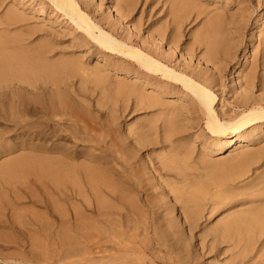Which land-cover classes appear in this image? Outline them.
Listing matches in <instances>:
<instances>
[{
    "label": "bare ground",
    "instance_id": "1",
    "mask_svg": "<svg viewBox=\"0 0 264 264\" xmlns=\"http://www.w3.org/2000/svg\"><path fill=\"white\" fill-rule=\"evenodd\" d=\"M38 1H39L38 2L39 5L42 8L40 10L42 14H44V10H45L44 8L49 6L52 9L51 12L59 14L58 16H62L66 21L69 22L70 28H68V29L74 35L73 39L75 40V42L78 45H80L77 48H79V49L83 48L82 50H84V51H82L83 52L82 56L76 55L75 60H73V61H72V57H70L71 59H69V61H68L67 58H69V56L67 58H64V60H61L60 58L56 57V56H59L58 55L59 53L58 54L55 53L56 47L59 46V44H60V42L57 39L58 38L57 34L52 32V30L47 31V29H44L45 27L39 28V25H37L38 27L30 26L28 24V22H30L32 20V17L25 14L23 12L24 10L23 11L19 10V6L21 3L14 4V2H13V4L9 5L6 9L1 11V13H0V110H5L6 107L10 108V110H15V109L19 108L20 106L22 108L24 106V108H26L25 111L27 113L26 116H28V118H27L28 120L32 121L33 116L40 114V116L43 118L41 120H44L49 125V127L52 126V128H48V129H51V132H49V134L45 130H43L45 127L43 129H41L40 126H39L40 130L34 132L35 123L27 121V119H26V121L28 122V127L26 129L27 130L26 131L27 141H26L25 148L23 150V151H25V153H22L23 158H24V163H25V164H23V165H25L24 171L26 172V174H25L26 179L25 180L27 181V183L25 182V184L28 185L29 187L33 186L30 188L31 189L35 188L40 193H42V196L44 198V202H43L44 204L57 205V207L63 206V205L74 206L75 204L73 205V199H74L75 195L80 196L81 191H84V189H86V188H88V190H89V188L91 190H93L94 187L96 186V183H97V180H96L97 178H95L96 174H93L94 173L92 171L93 169L88 165L87 160L93 161V160H91L92 158L96 159L98 156L96 157L94 155L97 154L96 151H98V150L96 148V151H94L95 154L93 155V152H91L89 150V148H86L84 146L85 145L89 146L90 145L89 142L99 141V139L97 138V140L96 139L93 140V138L95 137L94 136L95 134L93 135L92 132H91L92 135H91V133H90V135L92 137L94 136L93 138L89 134L85 133L87 126L84 127L85 125H83L81 123V125L85 128L84 133L86 134V135L83 134L85 136L81 137V141H86L87 143H89V145L87 143L86 144L84 143L85 144V145H83L84 150L80 149L81 151L80 150L78 151L75 148L78 146V144H77V146L74 147V145H72V146L65 145L66 142H64L65 144H62V143L60 144V143H57L60 141H56V140H54V141H56V143L53 142V140H52V143L47 141L48 139H51L52 137H54V139L56 138V139H60L62 141L63 140L68 141L67 138H70V140H71L73 137L74 141L73 140H71V141L74 142L76 145V143H79V142H76L75 140L78 141L80 139L78 134H76L74 131H71L69 129H65L66 128L65 125L68 123V125H66V126H69V122H71L70 124H72V125H73V123H74V125H76L78 121L83 122L82 121L83 119L81 120L80 116H77L76 112H75V110L78 109V107H77V109H75V107L78 106L77 103L79 101L77 99H74L75 97H73L71 92L69 94L65 95L66 89L61 90V87H60L61 84L59 86L57 84H55V86H53V84H52V87L49 88V86H48L49 82L47 83V80H46L47 84L45 83L44 80H43L44 82L42 84H39V83H41L40 78H42V75L43 76H44V74L48 75L49 72L48 73H45V72L47 70H49L51 67L53 68L54 67L53 65L58 63V62L60 65L62 63H69L71 61H72L71 63H75V62L79 63V61L82 60V58H85V57H88L89 55L95 54L98 57V59L99 58H102L105 60L109 59L115 63L120 64L119 66H122L121 69L123 68V66L126 67L127 68L126 70H128V71H126V70L123 71L126 74H130L133 71L132 74L134 76V80L132 81V79H131V81H126L128 79H124L125 78L124 76L120 77V79L122 81L120 83L118 82V85L119 84L120 85L119 86L117 85L118 89L115 88V90H119L117 92L122 93L124 96H127V95L132 96L134 98V100H133L134 101L133 104L135 107L134 109H136L138 111L139 110L140 111L150 110V113H155L154 115H156V118H157V119L154 118V120H157L155 122L160 121V122H158V123H160V125H159V126H161L160 128L162 130H165V134H163L164 132L162 133V131H161V133L163 135H167L168 132H172L175 129L181 130L184 128H198V130H199L201 127V121L205 120V127H204L205 132L204 131L202 132L199 130L200 131L199 135L201 137H198V138H202V136L206 137V135H207L206 139L210 142V143H208V145H209V148H211V153H210V151H208V152L212 155H215V156L219 155L222 153L224 148L232 147L236 143H242L243 144L245 142L247 144L248 143L253 144L254 142H259L260 140H261L260 143L261 142L264 143V138H263V136H264V131H263V129H264V98L262 95V94H264V48L262 47L263 49L259 52V54H255L253 61L249 64L248 67H246V69H244L243 65L240 66L241 69H239V71L237 72V75H236L237 76V78H236L237 82L235 83V86L233 85L232 89L230 87L231 90H229L230 94L228 93V96H230L232 94L234 102H233V104H231V105L229 104V105L232 107V110L238 109L237 112H235L236 111L235 110V111H233L232 115H231V113L229 115L228 114L229 112H226V110H224V108L219 109L217 107V105H218V103H220V99L223 97V95L221 94L222 96L220 98L219 97L220 95L218 96L215 92L216 91L215 89L217 87H221V83H222L221 79L223 77L224 71L226 70L225 67H227L229 64H231V62L234 60V58L236 56V52H237L236 50H238V48H240L242 45L243 34H244L245 29H246L248 16L250 17V10L254 7V3L256 4L254 9H258L260 6V0H38ZM7 4H9V3H7ZM2 5H3V3L0 1V8L2 7ZM102 7H105V8L102 9ZM40 11H39V13H40ZM105 12H106V14H105ZM98 14H100V16L102 18L98 19L97 18ZM191 26H194V27L198 26L197 29L195 28L196 31L195 30L193 31V33H195V34H194V36H192V37H194V39H192L191 43L195 44V47L197 46L199 49L201 48V50L199 52H198V50H197V52H195L194 49L191 50L192 48H188L189 45H185L184 47H182L183 44L182 43L180 44V41L184 35L183 33H185V30ZM263 26H264V21L261 23L259 29L262 30ZM256 28H258V27H256ZM255 30H258V29H255ZM13 31H15V32H13ZM261 32H263V33H259V35L262 36V34H264V29ZM39 33H43V34H41V36L43 38H46V40H45L46 43L44 41H42L45 44L40 43L41 41H35V42L33 41V43H29L27 41V40H29L30 37L33 38L34 35L36 36V34H39ZM253 33L254 32H252L251 36H253ZM41 36H40V38H41ZM38 38H39V36H38ZM38 38H36V39H38ZM257 38H259V37L257 36ZM257 38H256V40H257ZM31 39H30V41H31ZM60 40H61V38H60ZM248 41H249V38H248ZM261 44L264 45V36H262V39L259 41L258 46H261ZM70 45L72 46L73 44H70ZM70 45H68V47ZM258 46H255V47H258ZM73 47L76 48V46H73ZM163 47H167V49H166L167 51H164L165 48L163 50ZM59 48L63 49V47H59ZM59 48H58V50H59ZM64 50H65V48H64ZM255 51H256V49H255ZM176 52H178V56L181 58H183L185 55L190 56L191 59L193 57L194 60L197 61V65L196 66L193 65L194 67H192V66L189 67L188 64H182V65L180 63L176 64L174 62L175 60L172 61V57L175 55ZM192 52L195 53V55H193ZM60 55H62V54H60ZM69 55H73V54H69ZM242 55H243L242 56L243 59L245 57H247V56H245V54H242ZM252 56H254V55H252ZM173 59H175V58H173ZM249 59H246V60H249ZM109 60H106V61L110 62ZM178 60H181V59L179 58ZM71 63H69V67L72 66L71 67L72 69L76 65H78L77 68L81 66V63H79L80 65L75 63V64H73L74 66L71 65ZM110 63H108V65H111ZM199 63L205 65L204 69H201V70L197 69L199 67L198 66ZM91 64H93V63H91ZM113 65L116 67V65L114 63H113ZM63 67L65 68V70H62V71L66 72L67 71L66 66L63 65L62 68ZM107 67H109V66H107ZM59 68H61V67L59 66ZM98 68H100V67H98ZM56 69H58V67ZM80 69H82V68L80 67ZM80 69L78 68L77 70L79 71ZM91 69L89 67V70H91ZM104 69H102V70H104ZM113 69L114 68L112 67L111 70H113ZM121 69H119V70H121ZM69 70L71 71V69H69ZM83 70L84 69H82V72H83ZM93 70H95V69H92V71ZM99 70H98V72H99ZM119 70H116V72ZM78 71H75V68L73 69V72H78ZM80 71H79V75H82V73ZM57 72L58 71H56L55 73H57ZM84 72H86V71H84ZM94 72H93V74H94ZM61 73L62 72H60V74ZM68 73H69V71H68ZM86 74H87V72H86ZM93 74H92V76H93ZM106 74H107V72H106ZM57 75H56V77H57ZM68 75H70V73ZM77 75H78V73H77ZM88 75H89V73L87 74V76ZM108 75H110V74H108ZM117 75L115 74L114 76H117ZM50 76L51 75H49L48 77L50 78ZM83 76H85V74ZM97 76L100 78L99 81H102V78L106 79L105 76L100 74V73L97 74ZM48 77H46V78H48ZM73 77H74V74H73ZM89 77L91 78V76H89ZM108 77H110V76H108ZM111 78H113V76ZM117 78H119V77H117ZM92 79H94V77H92ZM96 79H98V78L96 77ZM73 80H74V78H73ZM67 81H70V80H67ZM78 81H79V77H78ZM109 81H111V79ZM97 82H98V80H97ZM113 82H114V80H113ZM76 83L77 82H75V84ZM82 83H84V81H82ZM95 83H96V81H95ZM73 84H74V82H73ZM109 84H110V82H109ZM49 85L51 86V83H49ZM68 86H69V84H68ZM102 86H104V84ZM108 87H109V85H108ZM66 88H67V86H66ZM254 89L257 90L258 92L260 91L262 97L259 96L258 99H257V95H256V98L253 97L252 93H253ZM218 90H221V89H218ZM69 91H70V89H69ZM107 92H110V91H107ZM260 92H259V94H260ZM220 93H222V92H220ZM90 94H93V93L90 91ZM117 95H118V93H117ZM119 95L121 96V94H119ZM128 96L126 98H128ZM91 97L93 98V96H91ZM96 98H98V97H96ZM121 98H122L123 103H124L123 100H125V102H127L126 99H123L125 97H121ZM118 99H120V98L118 97ZM118 99L115 98V100H118ZM169 99H172L173 101H169ZM174 99H175V101H174ZM96 100H98V99H96ZM106 100H105V102H106ZM115 100H113V101L116 102ZM230 100H232V99H230ZM81 102H82V100H80L79 103H81ZM100 102H102V101L99 100V103ZM83 103H84V101H83ZM101 105L99 104V106H101ZM107 105H108V103H107ZM112 105H114V104H112ZM79 106H80V104H79ZM99 106H98V108H100ZM89 107H90V105H89ZM118 107H119V105H118ZM108 108L110 111L111 108L110 107H108ZM79 109H81V107H79ZM88 110H84V111L88 112ZM79 111H81V110H78V113H80ZM133 111H135V110H133ZM12 112H14V111H12ZM81 112L83 113V111H81ZM120 112L122 113V111H120ZM0 113H2V112H0ZM99 113H100V111H99ZM102 113H104V112H101V114ZM115 113H116L115 115L117 116L116 111H115ZM13 114L14 113H12V115ZM87 114H84L83 116H86ZM79 115H81V114H79ZM112 115L114 116V113ZM2 116H4V115H2ZM10 116H11V114H10ZM90 116H91V114H90ZM95 116H97V114ZM23 117H24V115H23ZM105 117H106V114H105ZM90 118H92V117H90ZM144 118L145 117H143V119ZM86 119H87V117H86ZM95 119L97 120V117H95ZM114 119H115V117H114ZM145 119L147 120V118H145ZM23 120H25V119H23ZM107 120H106V122H107ZM90 121H91V119H90ZM114 121L116 122L117 120H114ZM114 121H113V123H114ZM0 122L2 123V121H0ZM86 122L87 121L85 120V123ZM100 122L102 124H104L103 120H101ZM129 123H131V121ZM139 123H140V121H139ZM78 124H80V123H78ZM88 124H90L89 121H88ZM106 124H108V123H106ZM105 125H104V127H105ZM111 125H113V124L111 123ZM143 125L146 126V124H143ZM150 125L151 124H149V126ZM14 126H16V125L12 126L13 130H14ZM71 126H69V127H71ZM94 126L91 129H94ZM124 126L125 125H123V127ZM134 127H135V125H134ZM17 128H20V127H17ZM96 128H98V126ZM140 128H141V125H140ZM77 129H78V127H77ZM123 130H126V129H123ZM129 130H130V128H129ZM143 130H145V129H143ZM118 131H120V130H118ZM118 131H117V133H118ZM147 131H149L148 128H147ZM147 131H145V132H147ZM184 131H185V129H184ZM190 131L192 132V130H190ZM15 132H16V130H15ZM139 132H140V130H139ZM81 133H83V132H81ZM100 133H98V134L96 133V135L101 136ZM2 134H5V133H2ZM2 134H0V135H2ZM15 134H13V135H15ZM20 134H23V133H20ZM75 134H76V136H74ZM126 134H127V131H126ZM129 134H132V133L130 132ZM186 134H188V133H186ZM260 134H263V136L260 137ZM50 135L52 137H50ZM121 135H123L122 132L120 134V139L125 142L126 138H125V140H123ZM180 135H182V134L180 133ZM184 135H185V133H184ZM191 135H192V133H191ZM9 136H10V134H9ZM118 136L119 135H117L116 137H118ZM106 137H109V135ZM116 137H115V139H116ZM126 137H128V140H129V136L126 135ZM134 137H136V136H134ZM7 138H8V136H7ZM109 138H111V137H109ZM183 138H184V136H183ZM191 138H193V137L191 136ZM101 139L102 138L100 137V141H101ZM112 139H109V141H111ZM5 140H6V138H5ZM12 140H8V142H10ZM18 140H20V139H18ZM21 140H23V139H21ZM70 140H69V142H70ZM140 140H141V138H140ZM116 141L119 142L120 147H121L122 141L121 142L119 140H116ZM170 141H172V140H170ZM186 141H187V139H186ZM4 142H6L7 145L9 144L7 141H4ZM13 142H15V141H13ZM118 142H116V144ZM138 142L139 141L136 139L134 141V144L135 143L138 144ZM144 142H145V140H144ZM23 143H24V140H23ZM103 143L105 144L104 141H103ZM142 143H143V140H142ZM152 143H153V141H152ZM192 143H193V141H192ZM137 144L135 146L134 145L133 146L136 147ZM169 144H170V142L168 143V145ZM178 144H179V142H178ZM178 144H176V146H178ZM0 145H1V143H0ZM3 145H6V144H3ZM9 145L12 146L11 144H9ZM16 145H18V144H16ZM79 145H80V143H79ZM163 145H164V143H163ZM181 145H183V144H181ZM206 145H207V143H206ZM237 145H235V147ZM94 146H92L91 148H93ZM146 146H147V144H146ZM171 146H172V144H171ZM171 146L168 149H170ZM78 147H80V146H78ZM127 147H130V142H129V144H127ZM148 147L150 148V146H148ZM151 147H153V146H151ZM244 147H246V146H244ZM0 148H1V146H0ZM80 148H82V147H80ZM114 148L117 149V147H114ZM114 148L112 146V150ZM190 148H193V147H190ZM262 148H264V147H262ZM123 149H124L123 151H125V148H123ZM232 149H233V147H232ZM1 150H0V152H1ZM100 150H102V149H100ZM129 150H130V148H129ZM254 150H255V148H254ZM259 150H260V148H259ZM7 151H8V149H7ZM17 151L19 152V150H17ZM109 151L112 152L110 149H109ZM186 151H188V150H186ZM261 151H260V153H261ZM10 152H11V150H10ZM126 152H127V150H126ZM169 152H170V150H169ZM237 152L239 153V151H237ZM254 152L250 153V151L247 150V147L244 148V150L242 149V152L240 153V156H242L240 161H244L245 159H249L247 157L252 158V156L255 155ZM188 153L192 154V150H191V153L190 152H188ZM6 154L8 155L9 153H6ZM99 154L100 153H98L97 155H99ZM105 154H104V156H102L103 155V152H102V154L100 155L101 158L105 157V160L102 158L103 161H106V159H107ZM112 154L115 155L114 152H112ZM118 154H120V153H118ZM182 154H183V152H182ZM206 154H208V153H206ZM262 154H263V152H262ZM126 155H128V154H126ZM135 155H136V153H135ZM152 155L153 154L151 153L150 156H152ZM175 155L172 157L176 158ZM178 155H180V154L178 153ZM187 155H185V156H187ZM122 156H124V155H122ZM122 156L119 155L118 157L120 159L121 158L124 159ZM130 156L132 157L133 155H130ZM227 156H228V154H227ZM233 156L235 158V156H237V155H233ZM18 157H20V156H18ZM115 157L117 158V156H115ZM210 157H211V155H210ZM127 158H128V156H127ZM141 158H142V156H141ZM159 158H160V156H159ZM179 158H181V157L179 156ZM182 158H184V157H182ZM216 158H217V156H216ZM229 158H230V156H229ZM126 159L124 161H126ZM202 159H203V157H202ZM236 159H238V158H236ZM100 160H97V162L98 161L100 162ZM139 160L142 162L143 158L139 159ZM209 160H211V159H209ZM103 161H101V162H103ZM108 161L110 162V159ZM156 161H158V160H156ZM206 161H208V159ZM216 161H218V160L216 159ZM230 161H231V158H230ZM250 161H255V159L252 158V160H249L248 164L250 163ZM122 162H123V160H122ZM128 162L130 163L131 161L128 160ZM144 162H145V160H144ZM161 162H162V160H161ZM182 162H183V159H182ZM182 162H180V163H182ZM199 162H200V160H199ZM7 163H8V161H7ZM20 163H22V162H20ZM145 163H147V162H145ZM222 163H223V161H222ZM107 164H108V162H107ZM124 164L127 165L126 163H124ZM137 164H139V162H137ZM137 164H136V166H137ZM166 164H169V163H166ZM186 164H187V161H186ZM205 164H208V163L205 162ZM219 164L221 165V163H219ZM10 165H11V163H10ZM204 165H203V168H204ZM238 165H239V163H238ZM251 165H253V164H250V166ZM112 166L114 168V166H116V165H113L111 163V165L109 167L112 168ZM189 166H190V164H189ZM189 166H187V167H189ZM225 166H227V165H225ZM242 166H243V164L240 167H242ZM16 167H14V168H16ZM24 167L22 166V168H24ZM132 167H133V165H132ZM137 167L140 168V166H137ZM147 167H151V166H147ZM164 167H165V165H164ZM166 167H167V165H166ZM175 167L177 168V166H175ZM184 167H186V166H184ZM184 167H182V168H184ZM191 167H192V165H191ZM244 167H245V165H244ZM200 168H202V166ZM228 168L230 169V167H228ZM237 168L239 169V167H237ZM134 169H135V171H134ZM134 169H133V172H135V174H137L136 173L137 172L136 167ZM142 169H143V167H142ZM192 169H196V168H192ZM3 170H5V169H3ZM163 170L165 171V169H163ZM172 170H173V168H172ZM179 170H180L179 172L181 174L180 175L181 177L187 175L186 171L184 173L185 175H183L181 173L182 169H179ZM252 170H253V168H252ZM260 170L262 171V168ZM117 171L119 172V167H118ZM117 171H116V173H117ZM130 171L131 170H129V172ZM150 171H152V170H150ZM171 171H170V173H171ZM237 171L238 170L236 169L235 172H237ZM142 172L143 171H141V173ZM203 172H204V170H203ZM262 172H259V173H262ZM119 173H121V172H119ZM220 173L222 175V172H220ZM242 173H244V172H242ZM118 174H116V175H118ZM121 174L123 175V173H121ZM155 174L157 176H155ZM191 174H192V172H191ZM234 174H236V173H233V175ZM113 175H115V174H113ZM133 175H134V173H133ZM133 175H131V179H132ZM165 175L166 174H164L163 176L160 175L159 169L157 172L155 171L154 174L151 173V175H149V173H145V177L142 175L143 179H145V181H144V185L141 186L140 190L144 193L145 196L143 198L144 204H142V207L138 211H136V212L133 211L130 213L126 212L122 216V211H120V209L117 210L116 209L117 206L113 207V208L109 207L106 210L107 227H106L105 233L108 236L110 243L117 246V248H115L116 246L112 245L109 247V249H107V250H109V253L108 252L106 253V255L108 254L107 255L108 264H133V262L135 261L134 257H136L135 258L136 260L137 259L139 260L141 258V260H143V263H141V260H139L138 262H140L141 264H146V263H144V259H142V258H144V256H150V258L152 259L151 263H154L156 261L157 262L160 261L163 264H201L203 259L206 261V263L203 262V264H210L212 262V260L215 262L214 259H216V258L220 259L222 261V264H264V192L262 191V190H264V187H263V189L256 190V193L254 192L255 190H253V191L241 190L240 191L239 188H236V187H229L225 190L216 192L215 189L217 190L218 188L214 185L216 188L214 186H212V187L215 188L213 191L216 193L213 192L214 194L212 193V195H209V192H208L209 189L212 190V187L210 185L213 184L214 182L216 185L218 183H220L214 179L213 183L211 182V184H210V182H209V186H208V183H206L205 185H204V183H202V186L204 185L203 187H205L206 185L209 187V188L207 187L208 188L207 189L208 191H206L207 193L205 192L207 194V197H206V194H204V191L206 190V188H205V190H203L201 188L198 189V187H197L198 190H196V188H194L195 185L193 183L196 180V178L195 179L193 178L194 179L193 182L189 181V178L192 179L191 176L188 179H183L182 181H181V178L179 180L177 178H174V180L172 181V178H170V177L168 178ZM229 175L231 178V174H227L226 176H229ZM233 175H232V177H233ZM118 176L122 177L121 175H118ZM139 176H141V175H139ZM241 176H242V174H241ZM241 176H239V177H241ZM253 176H255V175H253ZM110 177H112V176H110ZM239 177H238V179H239ZM115 178H116V176H115ZM199 178H197V179H199ZM236 178H237V176H236ZM251 178H253V177L251 176ZM140 179L137 180V178H135V180H133V181H135L134 183L137 186L142 185L141 184L142 181H140ZM222 179H223V181L221 179H219V181L221 180L222 182H226L224 177H222ZM227 179H229V178L227 177ZM119 180H120V178H119ZM231 180H233L232 182H234V179H231ZM199 181H200V179H199ZM212 181H213V179H212ZM227 182H231V181L228 180ZM244 182L245 181H243V183ZM112 183H113V181H112ZM180 183H182V184L185 183V185L187 186V188H185L184 191H182V192L179 188L175 187L176 185L178 186ZM106 184H108V183H106ZM110 185H112V184H110ZM200 185H198V186L201 187ZM238 185H239V183H238ZM129 186L132 187V185H129ZM224 186H225V184H224ZM123 187L127 188V186H123ZM95 189H97V187H95ZM109 189H111V191H112L111 187ZM222 189H224V188H222ZM199 190H201V191L203 190V192H200V194L197 198L195 195L197 193H194V192L199 191ZM107 191L110 192V190L106 189V192ZM94 192L95 191H93L92 193H94ZM97 192H99V193L98 194L94 193V195H93L96 197V198L93 197L94 200L97 199L98 196L102 195V194H100L99 190ZM113 192H116V191L113 190L112 193ZM95 194H97V195H95ZM121 194H122V192H121ZM210 194H211V192H210ZM36 195H35V197H36ZM201 195H203L205 197H202ZM82 196L83 195H81L80 198ZM101 197H103V196H101ZM199 197H201V198H199ZM170 198L172 199V201H171L172 204L170 202V200H171ZM33 199H35V198H33ZM134 200H136V199H134ZM98 201H100V200H98ZM126 201H127V203L130 202L129 200H126ZM173 202L174 203L177 202V204L180 207L174 210V208L177 204L175 205ZM98 204H99V202H98ZM131 204H132V202H131ZM87 205H88V203H87ZM87 205H85V206H87ZM100 206H102V204ZM95 207H96V205H95ZM55 208H56V206H55ZM58 208H60V207H58ZM77 208L78 207H76V209ZM137 208H139V207H137ZM79 210H81V209H78L76 211H79ZM25 213L27 214V211ZM75 213L77 214V212H75ZM79 213H81V212H79ZM72 214H74V213H72ZM95 214H97V213H95ZM28 215H31V214H28ZM35 215H37V214H35ZM37 217L39 219V216H37ZM212 217H214L215 222L213 223V225L210 228V230L213 231L211 239H209L207 241L206 240L204 241V239L201 240L199 238L200 236L197 234L198 235L197 238L200 239L199 240L200 242L198 241L199 243L196 245V247L194 249H190V245L188 247V245L186 243V240L189 239V237L187 239H185L184 234L185 235L189 234V236L191 238L190 240H192L194 237V235H193L194 231L197 228H199V226H198L199 221L203 220V219L210 221L209 219H211ZM32 220L35 221L36 219H32ZM117 220H118V223H115V224L120 223L118 225V227H119L118 229L116 227H114V226H117L114 224V221L117 222ZM36 221H38V220H36ZM79 221H80V219H79ZM90 221H91V219H90ZM81 223L84 224L85 222L84 223L81 222ZM77 224H79V223L77 222ZM113 224H114V226H113ZM39 228H40V226H39ZM78 229H79V227H78ZM80 229H83V227L81 226ZM64 230L66 231L65 228H64ZM36 231H35V233H36ZM77 231H79V230H77ZM50 232H51V230H50ZM84 232H85V230H84ZM46 234H47V232H46ZM57 234H58V232H57ZM68 235H70V234H67L66 236L68 237ZM72 235H74V234H72ZM80 235H82V233H80ZM61 238H62V236H61ZM71 238L72 237H70V239ZM140 238H142V239H140ZM64 240H65V238H64ZM190 240H188V241H190ZM195 241H197V240H195ZM69 242H70V240H69ZM51 243H52V241H51ZM77 243L78 242H76V245H77ZM49 245H50V243H49ZM82 245L83 244H80V247H79V245H77L78 250H79V248L84 247V245L83 246ZM52 246H50V248ZM77 246H75V247H77ZM35 249L37 250L38 248H35ZM41 250L43 251L44 248H42ZM46 250H47V248H46ZM113 250L116 253H114ZM59 251H60V249H59ZM86 251H88V250H86ZM91 251L92 250H90L88 252H90V254H92ZM46 252H48V251H46ZM80 252H81V249H80ZM45 253H43V254H45ZM180 253H183L184 255L181 254V255H183V257L178 258L180 256L179 255ZM79 254H78V256H79ZM84 254H83V256H84ZM87 254H89V253H87ZM33 255H32V257H33ZM71 255H73V254H71ZM80 255H82V254H80ZM45 256H46V254H45ZM85 256H89V255L85 254ZM37 257H38V254H37ZM37 257H35V258L38 259ZM55 257H57V255ZM76 257L73 258V256H71L70 259H72V261L75 262ZM82 257H80L79 259L77 257V259L82 260ZM45 258L46 257H44V259H42V258H40V259L47 260ZM64 258H65V263L67 264L66 261L69 258L66 259V256H64ZM83 258H85V257H83ZM170 258H173V260L170 261ZM209 258H212V259L209 260ZM52 260H54V258ZM81 260H80V262H81ZM85 260H87V259L85 258ZM85 260H84V262L86 264ZM99 260L102 261V259H99ZM99 260H97V261H99ZM132 260H134V261L132 262ZM63 261L64 260L62 259V263H63ZM70 261H68V264ZM89 261H90V263H87V264L93 263V260L91 261V258L89 259ZM168 261L172 262V263H168ZM136 262L137 261H135V264H138ZM146 262L148 264V261H146ZM44 263H46V262H44ZM51 263H52V261H51ZM70 263L74 264L73 262H70ZM95 263L96 262H94V264ZM97 264H99V263H97Z\"/></svg>",
    "mask_w": 264,
    "mask_h": 264
},
{
    "label": "rangeland",
    "instance_id": "2",
    "mask_svg": "<svg viewBox=\"0 0 264 264\" xmlns=\"http://www.w3.org/2000/svg\"><path fill=\"white\" fill-rule=\"evenodd\" d=\"M2 3H3V5H2V7L0 8V13H1V11H3L4 9H6L9 5H11V4H13V2H14V4H17V3H21L20 4V6H19V10H21V11H23L25 14H27V15H29L30 17H32V20L30 21V22H28V24L30 25V26H35V27H38L37 25H39V28H43V27H45L44 29H47V31L48 30H52V32H54L55 34H57V36H58V41L60 42V44H59V46H57L56 47V54H58L59 56H56V57H58V58H60L61 60H64V58H67L68 56H69V58H67L68 59V61H69V59H71L70 57H72V61L73 60H75V56L77 55H81L82 56V54H83V52L82 51H84V50H82L83 48H77L78 46H80V45H78L76 42H75V40L73 39V34L69 31V29L68 28H70V25H69V22L68 21H66L62 16H58L59 14H56V13H53V12H51L52 11V9L48 6V7H45L44 9V14H42L41 13V6L39 5V1L37 0H0ZM263 1V2H262ZM7 3H9V4H7ZM255 3H254V7H255ZM234 6V5H233ZM232 6V7H233ZM254 7L250 10V17L248 16V21H247V25H246V29H245V31H244V34H243V41H242V45H241V47L240 48H238V50H236L237 52H236V56H235V58H234V60L231 62V64H229L227 67H225V71H224V73H223V77H222V83H221V87H217L218 89H221V90H218L217 88L215 89L216 91V94L221 98V96L223 95V99L221 100L220 99V103H218V105H217V107L219 108V109H223L224 108V110H226V112H229L228 114L230 115V113H231V115L233 114V111H235V112H237L238 111V109H233L232 110V107L230 106L231 104H233V102H234V99H233V97H232V94L230 95V96H228V93L230 94V91L229 90H231L232 88H233V85L235 86V83L237 82V80H236V78H237V72L239 71V69H241V65H243V67H244V69H246V67H248L249 66V64L253 61V59H254V57H255V54H259V52L264 48V45L263 44H261V46H258V43H259V41L262 39V36H264V34H262V36L261 35H259V33H263V32H261V31H263V29H264V26L262 27V30L261 29H259L260 28V25H261V23L264 21L263 19H264V0H260V6H259V8L258 9H254ZM103 8H105V7H102V9ZM37 10V11H36ZM36 11V12H35ZM39 11H40V13H39ZM105 14H106V12H105ZM97 18L98 19H100V18H102L101 16H100V14H98L97 15ZM258 22V23H257ZM257 23V24H256ZM260 23V24H259ZM21 25V24H20ZM41 26V27H40ZM197 27L198 26H191V27H189V28H187L186 30H185V33H183L184 35H183V37H182V39H181V41H180V44L182 43L183 45H182V47H184L185 45H189L188 46V48H192L191 50H195V52H197V50H198V52L201 50V48L199 49L197 46L195 47V44H192L191 42H192V39H194V37H192V36H194V34L195 33H193V31L195 30L196 31V29H197ZM256 27H258V28H256ZM17 28V27H16ZM196 28V29H195ZM193 29V30H192ZM255 29H258V30H255ZM15 30V29H14ZM190 30V31H189ZM192 31V32H191ZM256 31V32H255ZM258 31V32H257ZM13 32H15V31H13ZM252 32H254L253 33V36H251V34H252ZM69 33V34H68ZM40 34V35H39ZM39 34H36V36L34 35L33 36V38L32 37H30L29 38V40H27L29 43H33V41L35 42V41H41L40 43H42V44H45L46 43V38H43L42 36H41V34H43V33H39ZM189 37H188V36ZM250 35V36H249ZM38 36H39V38H38ZM40 36H41V38H40ZM56 36V37H57ZM249 36V37H248ZM256 36V37H255ZM257 36L259 37V38H257ZM61 38V40H60V38ZM72 37V38H71ZM191 37V38H190ZM252 39H251V38ZM32 38V39H31ZM36 38H38V39H36ZM186 38V39H185ZM248 38H249V41H248ZM256 38H257V40H256ZM30 39H31V41H30ZM40 39V40H39ZM189 40V41H188ZM42 41H44V42H42ZM188 41V42H187ZM190 42V43H189ZM249 42V43H248ZM254 42V43H253ZM258 42V43H257ZM185 43V44H184ZM188 43V44H187ZM252 43V44H251ZM257 43V44H256ZM62 44V45H61ZM70 44H73L72 46L70 45ZM68 45H70L69 47H68ZM191 45V46H190ZM246 45V46H245ZM252 45V46H251ZM258 46V47H255V46ZM56 46V45H55ZM73 46H76V48L75 47H73ZM245 46V47H244ZM59 47H63V49H61V48H59ZM263 47V48H262ZM58 48H59V50H58ZM64 48H65V50H64ZM164 48H165V50H164ZM167 49V47H163V50L164 51H167L166 50ZM255 49H256V51H255ZM81 50V51H80ZM243 51V52H242ZM79 53V54H78ZM193 53V52H192ZM252 53V54H251ZM60 54H62V55H60ZM69 54H73V55H69ZM242 54H245V56H247V57H245L244 59L242 58ZM193 55H195V53H193ZM252 55H254V56H252ZM63 58H62V57ZM185 57V58H184ZM183 58H181V57H179L178 56V52H176L175 53V55L172 57V61H174L176 64L177 63H180L181 65L182 64H188V66L189 67H194V66H196L197 65V61L196 60H194V58L192 57V59L190 58V56H187V55H185ZM187 57V58H186ZM250 59H249V58ZM253 57V58H252ZM89 58V59H88ZM173 58H175V59H173ZM181 59V60H178V59ZM66 59V60H67ZM91 59V60H90ZM98 57L94 54V55H89L88 57H85V58H82V60H80L79 61V63H81V68L82 69H84L83 70V72L84 71H86L87 72V74L89 73V75L87 76V74H86V72H82V69H80V67H78L80 70V72L82 73V75H79V71L77 70L78 68H77V66L78 65H76L74 68H75V71H78V72H73V69L71 68V67H69V63H71V62H69V63H62L64 66H66V69H67V71L65 72V71H62V70H65V68L63 67L62 68V64L60 65L59 64V62L58 63H56V64H54L53 66V68L51 67L49 70H47L45 73H48V75L47 74H44V76L42 75V78H40V82L41 83H39V84H42L44 81H45V83H46V80H47V83L49 82V83H51V86L49 85V83H48V86H49V88L50 87H52V84H53V86H55V84H57L58 86L60 85V87H61V90L62 89H66V92H65V95H67V94H69L70 92L72 93V95H73V97H75L74 99H77L79 102H80V100H82V102L81 103H79L77 100V105L78 106H76L75 107V109H77V107H78V109L77 110H75V112H76V115L77 116H80V118H81V120L84 122H77V124L76 125H74V123H73V125L72 124H70L71 122H69V126H71V127H69V126H66V125H68V123L65 125V129H69V130H71V131H74L76 134H78V136H79V140L77 141V140H75L76 142H79L80 143V145H79V143H76V145H75V143L74 142H72L71 140H73V137H72V139L70 140V138H67L68 139V141H65V140H60V139H54V137H52L51 135H50V137H52L51 139H48L47 141H49V142H51L52 143V140H53V142H55L56 143V141H60V142H57V143H62V144H65L64 142H66V144L65 145H68V146H72V145H74V147L75 146H77V144H78V146H80V147H82V148H80V147H75L78 151L80 150V149H82V150H84V147H86V148H89V150L91 151V152H93V155L95 154L94 153V151H96V148H97V150L98 151H96V153L98 154V153H100L99 155H94V156H98L96 159L94 158H92L91 160H93V161H89V160H87V162H88V165L93 169L92 171L94 172L93 174H96V177L95 178H97L96 180H97V183H96V186L95 187H97V189L100 191V194H102L101 196H103V197H101V196H98V198L97 199H95L94 200V198L93 197H95V196H93L94 195V193H99V192H97L98 190L97 189H95V187H94V189L93 190H91L90 188H89V190H88V188H86V189H84V191H81V193H80V196L81 195H83L81 198H80V196L78 197L77 195H75V197H74V199H73V205L74 206H72V205H69V206H65V205H63V206H58V207H60V208H58L57 207V205H47V204H44L43 202H44V198H43V196H42V193H40L37 189H35V188H33V189H31L30 187H33V186H28V185H26L25 184V182L27 183V181L25 180L26 179V172L24 171L25 170V165H23V164H25L24 163V158H23V154L22 153H25V151H23L24 150V148H25V145H26V141H27V133H26V129H27V127H28V122L27 121H30V122H34L35 123V126H34V132H36V131H39L40 130V128L41 129H43L44 127L46 128H44L43 130H45L48 134H49V132H51V129H48V128H52V126L51 127H49V125L44 121V120H41V119H43L41 116H40V114L39 115H36V116H33V118H32V121L31 120H28L27 118H28V116H26L27 115V113H26V111H25V109L26 108H24V106H23V108L21 107H19V108H17V109H15V110H10V108H8V107H6L5 108V110H0V112H2V113H0V121H2V123L0 122V134H2V133H5V134H2V135H0V143H1V148H0V150H1V152H0V264H61L62 263V259L64 260L63 261V263L62 264H66L65 263V258H64V256H66V259L67 258H71V256H73V258H75L76 256L78 257V259L80 258V257H82L83 256V254L85 253L86 255H89V256H85V254H84V256L83 257H85L88 261H89V259L91 258V261L93 260V263L92 264H94V262H96L95 264H97V263H99V264H108V262H107V255H106V253L108 252L109 253V250H107V249H109V247L110 246H112V245H114V244H112V243H110V240H109V238H108V236L106 235V227H107V223H106V210L109 208V207H111V208H113V207H116V209L117 210H119L120 209V211H122V216L126 213V212H136V211H138L141 207H142V204H144V201H143V198H144V193L140 190V188H141V186H143L144 185V181H145V179H143V176L145 177V173H149V175H151V173L152 174H154L155 173V171L157 172L158 171V169H159V172H160V175H164V174H166L165 176L166 177H170V178H172V181L174 180V178H177L178 180L181 178V181L183 180V179H188L190 176L192 177V179L191 178H189V181L191 182H193L194 181V179L196 178V182L194 181V188H196V190H198L199 188H201V189H203V190H205V188H206V190L204 191V194H206L207 192L206 191H208L207 189L209 188L208 186H209V182H210V184H211V182L213 183L214 182V179L216 180V181H218V182H220V183H218L217 185L215 184V182L213 183V184H211L210 186L212 187V186H216L218 189V191L214 188V187H212V190H210L209 189V195H212V193L214 192L213 190L215 189V191L216 192H219V191H222V190H225V189H227V188H229V187H236V188H239V190L241 191V190H243V191H246V190H251V191H253V190H255L254 192L256 193V190H260V189H263V187H264V148H262V147H264V143L263 142H261L260 143V141L259 142H254L253 144L252 143H236L235 145H237L236 147H235V145H233L232 147H233V149H232V147H226V148H224V150L222 151V153L221 154H219V155H216L217 156V158H216V156L215 155H212V154H210L211 153V148H209V145H208V143H210L206 138H207V135H206V137H204V136H202V138H198V137H201L200 135H199V133H200V131H204L205 132V129H204V127H205V120H203V121H201V127H200V131L198 130V128H184L185 129V131H184V129H181V130H177V129H175L174 131H172V132H168V134L167 135H163V134H165V130H162L160 127L161 126H159L160 125V123H158V122H160V121H158V122H155V121H157V120H154V118H156V115H154L155 113H150V110H148V111H138V110H136V109H134L135 107H134V98L132 97V96H128V98H126L127 96H124L122 93H120V92H117V91H119V90H115V88L116 89H118V86L120 85H118V82L120 83L122 80L120 79V77H125L124 79H128V80H126V81H131V79H132V81L134 80V76H133V71H132V73H130V74H126L125 72H123L124 70H126L127 68L126 67H124L123 66V70L121 69V67L122 66H119L120 64H118V63H115V62H113V61H111V60H109V59H106V60H109L110 62H108V61H106L105 59H102V58H99L98 60ZM243 59V60H242ZM246 59H249V60H246ZM77 60V59H76ZM183 60V61H182ZM180 61V62H179ZM110 63L111 65H108V63ZM182 62V63H181ZM191 62V63H190ZM249 62V63H248ZM76 63V62H75ZM75 63H71V65H73V64H75ZM79 63H76V64H79ZM86 63V64H85ZM91 63H93V64H91ZM95 63V64H94ZM106 63V64H105ZM113 63L116 65V67L118 68H116L114 65H113ZM190 63V64H189ZM195 63V64H194ZM101 64V65H100ZM105 64V65H104ZM80 65V64H79ZM83 65V66H82ZM93 65V66H92ZM100 65V66H99ZM194 65V66H193ZM247 65V66H246ZM59 66L61 67V68H59ZM74 66V65H73ZM106 66V67H105ZM107 66H109V67H107ZM198 70H201V69H204V67H205V65L204 64H201V63H199L198 64ZM58 67V69H56ZM85 67V68H84ZM89 67H90V69L92 68V69H95V70H93L92 71V69L91 70H89ZM98 67H100V68H98ZM112 67L114 68L113 70H111L112 69ZM120 67V68H119ZM88 68V69H87ZM105 68V69H104ZM110 68V69H109ZM116 68V69H115ZM125 68V69H124ZM69 69H71V71L69 70ZM99 70V72H98V70ZM102 69H104V70H102ZM119 69H121V70H119ZM116 70H119V71H117L116 72ZM51 71V72H50ZM56 71H58L57 73H55ZM68 71H69V73H70V75H68L69 73H68ZM89 71V72H88ZM95 71V72H94ZM104 73H103V72ZM121 71V72H120ZM126 71H128V70H126ZM54 74H53V73ZM60 72H62L61 74H60ZM91 72V73H90ZM93 72H94V74H93ZM106 72H107V74H106ZM120 72V73H119ZM64 73V74H63ZM66 73V74H65ZM74 74V77H73V74ZM77 73H78V75H77ZM80 73V74H81ZM102 74V75H104L105 76V78L106 79H104V78H102V81H99L100 80V78L97 76V74ZM57 75V77H56V75ZM85 74V76H83ZM92 74H93V76H92ZM96 74V75H95ZM106 74V75H105ZM108 74H110V75H108ZM117 75V76H114V75ZM49 75H51L50 76V78L48 77ZM62 75V76H61ZM95 75V76H94ZM113 76V78H111L112 76ZM129 75V76H128ZM55 76V77H54ZM68 76V77H67ZM76 76V77H75ZM83 76V77H82ZM89 76H91V78L89 77ZM108 76H110V77H108ZM45 77V78H44ZM46 77H48V78H46ZM78 77H79V81H78ZM87 79H86V78ZM92 77H94V79H92ZM96 77L98 78V79H96ZM117 77H119V78H117ZM73 78H74V80H73ZM91 80H90V79ZM54 79V80H53ZM65 79V80H64ZM70 80V81H67V80ZM83 79V80H82ZM104 79V80H103ZM111 79V81H109ZM44 80V81H43ZM50 80V81H49ZM84 81V83H82V81ZM96 81V83H95V81ZM97 80H98V82H97ZM113 80H114V82H113ZM120 80V81H119ZM64 81V82H63ZM55 82V83H54ZM58 82V83H57ZM70 82V83H69ZM73 82H74V84H73ZM75 82H77L76 84H75ZM94 82V83H93ZM109 82H110V84H109ZM233 82V83H232ZM46 83V84H47ZM69 84V86H68V84ZM104 84V86H102L103 84ZM63 84V85H62ZM95 84V85H94ZM232 84V85H231ZM88 85V86H87ZM108 85H109V87L111 88H109L108 87ZM118 85V86H117ZM64 88H63V87ZM66 86H67V88H66ZM72 88H71V87ZM112 86V87H111ZM224 86V87H223ZM77 87V88H76ZM83 87V88H82ZM104 87V88H103ZM230 87H231V89H230ZM82 88V89H81ZM103 88V89H102ZM108 88V89H107ZM69 89H70V91H69ZM114 89V90H113ZM78 90V91H77ZM84 90V91H83ZM94 90V91H93ZM103 90V91H102ZM86 91V92H85ZM90 91L93 93V94H90ZM107 91H110V92H107ZM113 91V92H112ZM219 91V92H218ZM257 90H253V97H255L256 98V95H257V99L259 98V96L260 97H262V95H263V98H264V94H262L261 95V92H260V94H259V92L257 91ZM220 92H222V93H220ZM84 93V94H83ZM86 93V94H85ZM100 93V94H99ZM105 93V94H104ZM114 93V94H113ZM117 93H118V95H117ZM219 93V94H218ZM53 94V93H52ZM75 94V95H74ZM109 96H108V95ZM119 94H121V96L119 95ZM222 94V95H221ZM88 95V96H87ZM101 95V96H100ZM117 97H116V96ZM91 96H93V98L91 97ZM115 96V97H114ZM96 97H98V98H96ZM118 97L120 98V99H118ZM121 97H125V98H123V99H126V101L127 102H125V100H123L124 101V103L122 102V98ZM92 98V99H91ZM98 99V100H96V99ZM111 98V99H110ZM115 98L116 99H118V100H115ZM84 99V100H83ZM109 101H107V100ZM230 99H232V100H230ZM99 100L100 101H102V102H100L99 103ZM105 100H106V102H105ZM113 100H115L116 102H114ZM83 101H84V103H83ZM169 101H173L172 99H169ZM174 101H175V99H174ZM87 102V103H86ZM95 102V103H94ZM104 102V103H103ZM121 102V103H120ZM231 102V103H230ZM101 105V106H99V104ZM107 103H108V105H107ZM110 103V104H109ZM79 104H80V106H79ZM105 104V105H104ZM112 104H114V105H112ZM123 104V105H122ZM220 104V105H219ZM230 104V105H229ZM89 105H90V107H89ZM95 107H94V106ZM110 105V106H109ZM118 105H119V107H118ZM98 106L102 109H100V108H98ZM133 106V107H132ZM79 107H81V109H79ZM97 107V108H96ZM105 107V108H104ZM107 107V108H106ZM108 107H110L111 109H110V111H109V108ZM104 108V109H103ZM115 108V109H114ZM123 108V109H122ZM130 108V109H129ZM227 108V109H226ZM19 109V110H18ZM89 109V110H88ZM100 109V110H99ZM120 109V110H119ZM135 110V111H133V110ZM10 110V111H9ZM78 110H81V111H83V113L81 112V111H79L80 113H78ZM84 110H88V112L87 111H84ZM100 111V113H99V111ZM131 110V111H130ZM9 111V112H8ZM12 111H14V112H12ZM20 111V112H19ZM106 111V112H105ZM112 111V112H111ZM115 111L117 112V116L115 115L116 113H115ZM120 111H122V113L120 112ZM138 113H137V112ZM86 112V113H85ZM94 112V113H93ZM101 112H104V113H102L101 114ZM124 112V113H123ZM133 112V113H132ZM141 112V113H140ZM11 114V116H10V114ZM12 113H14L13 115H12ZM88 113V114H87ZM114 113V116L112 115V114ZM17 114V115H16ZM79 114H81V115H79ZM84 114H87L86 116H83ZM90 114H91V116H90ZM97 114V116H95ZM105 114H106V117H105ZM110 114V115H109ZM122 114V115H121ZM150 114V115H149ZM2 115H4V116H2ZM19 115V116H18ZM23 115H24V117H23ZM108 115V116H107ZM129 115V116H128ZM139 115V116H138ZM2 116V117H1ZM26 116V117H25ZM94 116V117H93ZM104 116V117H103ZM110 116V117H109ZM128 116V117H127ZM155 116V117H154ZM158 116V115H157ZM16 117V118H15ZM86 117H87V119H86ZM90 117H92V118H90ZM95 117H97V120L95 119ZM114 117H115V119H114ZM118 117V118H117ZM143 117H145V118H147V120L144 118L143 119ZM91 119V121H90V119ZM94 118V119H93ZM2 119V120H1ZM23 119H25V120H23ZM26 119H27V121H26ZM39 119V120H38ZM108 119V120H107ZM119 119V120H118ZM157 119V118H156ZM14 120V121H13ZM37 120V121H36ZM85 120L87 121L86 123H85ZM101 120H103L104 122V124H102L100 121ZM106 120H107V122H106ZM114 120H117L116 122L114 121ZM144 120V121H143ZM151 120V121H150ZM88 121H89V123L90 124H88ZM111 121V122H110ZM113 121H114V123H113ZM131 121V123H129ZM134 123H133V122ZM139 121H140V123H139ZM5 122V123H4ZM37 122V123H36ZM39 122V123H38ZM41 122V123H40ZM43 122V123H42ZM94 122V123H93ZM138 122V123H137ZM146 122V123H145ZM148 122V123H147ZM78 123H80V124H78ZM81 123L83 124V125H85L84 127H86V130H85V128L81 125ZM101 123V124H100ZM106 123H108V124H106ZM111 123L113 124V125H111ZM122 125H121V124ZM124 123V124H123ZM142 123V124H141ZM23 124V125H22ZM88 124V125H87ZM94 126V129H91V128H93V126ZM106 124V125H105ZM118 124V125H117ZM129 124V125H128ZM135 125V127H134V125ZM137 124V125H136ZM143 124H146V126H144ZM148 124V125H147ZM149 124H151L150 126H149ZM13 125H16V126H14V130H13V128H12V126ZM44 125V126H43ZM103 125V126H102ZM104 125H105V127H104ZM110 125V126H109ZM123 125H125L124 127H123ZM140 125H141V128H140ZM39 126H40V128H39ZM78 127V129H77V127ZM98 126V128H96ZM120 126V127H119ZM131 126V127H130ZM17 127H20V128H17ZM69 127V128H68ZM73 127V128H72ZM116 127V128H115ZM119 127V128H118ZM188 127V126H187ZM190 127V126H189ZM8 128V129H7ZM16 128V129H15ZM81 128V129H80ZM129 128H130V130H129ZM135 128V129H134ZM147 128H148V130L149 131H147ZM153 128V129H152ZM7 129V130H6ZM11 131H10V130ZM76 129V130H75ZM123 129H126V130H123ZM143 129H145V130H143ZM151 129V130H150ZM188 129V130H187ZM15 130H16V132H15ZM42 130V131H43ZM48 130V131H47ZM86 132H85V131ZM114 130V131H113ZM118 130H120V131H118ZM129 130V131H128ZM132 130V131H131ZM136 130V131H135ZM139 130H140V132H139ZM173 130V129H172ZM190 130H192V132L190 131ZM198 130V131H197ZM9 131V132H8ZM77 131V132H76ZM79 131V132H78ZM90 131V132H89ZM102 131V132H101ZM109 131V132H108ZM113 133H111V132ZM117 131H118V133H117ZM126 131H127V134H126ZM143 131V132H142ZM145 131H147V132H145ZM161 131H162V133H161ZM190 131V132H189ZM197 131V132H196ZM263 131H264V129H263ZM26 134H25V133ZM73 132V133H74ZM81 132H83V133H81ZM87 133V134H89L90 135V133L92 132L93 133V135L95 136H91L92 135V133H91V137L93 138V140H97V138L99 139V141H91V142H89L90 143V145H89V143H87L86 141H81V137H84L86 134L85 133ZM101 132V133H100ZM105 132V133H104ZM115 132V133H114ZM121 132H122V134L124 135H121V137L123 138V140H125V138H126V140H125V142L124 141H122L121 139H120V134H121ZM132 133V134H129V133ZM135 132V133H134ZM182 134V135H180V133ZM194 132V133H193ZM10 134V136H9V134ZM16 133V134H15ZM19 133V134H18ZM20 133H23V134H20ZM96 133L98 134V133H100V135L101 136H97L96 135ZM134 133V134H133ZM139 133V134H138ZM148 135H147V134ZM184 133H185V135H184ZM186 133H188V134H186ZM191 133H192V135H191ZM198 135H196V134ZM13 134H15V135H13ZM76 134L74 135V136H76ZM81 134V135H80ZM83 134H85V135H83ZM106 134V135H105ZM162 134V135H161ZM170 134V135H169ZM178 134V135H177ZM19 135V136H18ZM23 135V136H22ZM83 135V136H82ZM109 135V137H111V138H109V137H106V136H108ZM117 135H119L118 137H116ZM126 135L127 136H129V140H128V137H126ZM142 135V136H141ZM161 135V136H160ZM187 135V136H186ZM7 136H8V138H7ZM17 138H16V137ZM134 136H136V137H134ZM139 136V137H138ZM165 136V137H164ZM171 136V137H170ZM178 136V137H177ZM183 136H184V138H183ZM191 136L193 137V138H191ZM261 136H263V134H260V137ZM13 137V138H12ZM100 137L103 139H101V141H100ZM115 137H116V139H115ZM132 137V138H131ZM145 137V138H144ZM153 137V138H152ZM164 137V138H163ZM168 139H167V138ZM5 138H6V140H5ZM26 140H25V139ZM38 138V137H37ZM91 138V139H92ZM112 139L111 141H109V139ZM140 138H141V140H140ZM148 138V139H147ZM172 138V139H171ZM174 138V139H173ZM198 140H197V139ZM263 138H264V136H263ZM13 139V140H12ZM18 139H20V140H18ZM21 139H23L24 140V143H23V140H21ZM138 140L139 142H138V144L137 143H135L134 144V141L135 140ZM177 139V140H176ZM180 139V140H179ZM186 139H187V141H186ZM193 139V140H192ZM3 140V141H2ZM8 140H12V141H10V142H8ZM54 140H56V141H54ZM69 140H70V142H69ZM114 140V141H113ZM116 140H119L120 142H121V147H120V144H119V142L118 141H116ZM142 140H143V143H142ZM144 140H145V142H144ZM148 140V141H147ZM150 140V141H149ZM170 140H172V141H170ZM185 140V141H184ZM193 141V143H192V141ZM4 141H7L9 144H11L12 146H10L9 144V146L7 145V143L6 142H4ZM13 141H15V142H13ZM74 141V140H73ZM81 141V142H80ZM103 141L105 142V144L103 143ZM133 141V142H132ZM152 141H153V143H152ZM163 141V142H162ZM181 141V142H180ZM207 141V142H206ZM48 142V143H49ZM94 142V143H93ZM111 142V143H110ZM113 142V143H112ZM116 142H118L117 144H116ZM129 142H130V147H127V144H129ZM132 142V143H131ZM167 144H166V143ZM170 142V144L168 145V143ZM178 142H179V144H178ZM189 142V143H188ZM50 143V144H51ZM72 143V144H71ZM83 143V144H82ZM87 143L89 146H87V145H85V144ZM102 143V144H101ZM155 143V144H154ZM163 143H164V145H163ZM178 144V146H176V144ZM204 143V144H203ZM206 143H207V145H206ZM3 144H6V145H3ZM16 144H18V145H16ZM93 144V145H92ZM115 144V145H114ZM137 144V146L136 147H134L135 145ZM143 144V145H142ZM146 144H147V146H146ZM151 144V145H150ZM154 144V145H153ZM171 144H172V146H171ZM181 144H183V145H181ZM190 144V145H189ZM194 144V145H193ZM257 144V145H256ZM24 145V146H23ZM83 145H85L84 147H83ZM96 147H95V146ZM109 145V146H108ZM134 145V146H133ZM156 145V146H155ZM189 145V146H188ZM4 146V147H3ZM23 148H22V147ZM92 146H94L93 148H91ZM112 146H113V148L114 147H117V149L116 148H114L113 150H112ZM148 146H150V148L148 147ZM151 146H153V147H151ZM171 146V148L170 149H168L169 147ZM175 146V147H174ZM244 146H246L247 147V150L248 151H250V153H253L254 151V154L255 155H253L252 156V158L253 159H255V161H250V163L248 164V162H249V160H252V158H250V157H247V158H249V159H245L244 161H240L241 160V157L242 156H240V153L242 152V149L244 150V148H246V147H244ZM7 147V148H6ZM16 147V148H15ZM110 147V148H109ZM190 147H193V148H190ZM241 147V148H240ZM6 148V149H5ZM12 148V149H11ZM22 150H21V149ZM79 148V149H78ZM102 149V150H100V149ZM123 148H125V151H123L124 149ZM129 148H130V150H129ZM132 148V149H131ZM134 148V149H133ZM137 148V149H136ZM140 150H139V149ZM142 148V149H141ZM145 148V149H144ZM183 148V149H182ZM237 148V149H236ZM254 148H255V150H254ZM259 148H260V150H259ZM7 149H8V151H7ZM14 149V150H13ZM109 149L112 151V152H114L115 153V155H113L112 154V152H110L109 151ZM148 149V150H147ZM172 149V150H171ZM231 149V150H230ZM4 150V151H3ZM10 150H11V152H10ZM13 150V151H12ZM16 150V151H15ZM17 150H19V152L17 151ZM115 150V151H114ZM126 150H127V152H126ZM129 150V151H128ZM135 150V151H134ZM138 152H137V151ZM147 150V151H146ZM150 150V151H149ZM152 150V151H151ZM169 150H170V152H169ZM186 150H188V151H186ZM191 150H192V154H189L188 152H190L191 153ZM203 150V151H202ZM236 150V151H235ZM262 150V151H261ZM6 151V152H5ZM81 151V150H80ZM119 151V152H118ZM140 151V152H139ZM149 151V152H148ZM174 151V152H173ZM180 151V152H179ZM198 151V152H197ZM205 151V152H204ZM208 151H210V153L208 152ZM237 151H239V153L237 152ZM260 151H261V153H260ZM102 152H103V155L102 156H104V154H105V156H106V161H103V159L105 160V157H102L101 158V154H102ZM124 152V153H123ZM132 152V153H131ZM134 152V153H133ZM159 152V153H158ZM177 152V153H176ZM182 152H183V154H182ZM230 154H229V153ZM262 152H263V154H262ZM6 153H9L8 155L6 154ZM11 153V154H10ZM118 153H120V154H118ZM135 153H136V155H135ZM151 153L153 154L152 156H150L151 155ZM157 155H156V154ZM178 153L180 154V155H178ZM206 153H208V154H206ZM213 153V152H212ZM4 154V155H3ZM16 156H15V155ZM117 154V155H116ZM126 154H128V155H126ZM161 154V155H160ZM173 154V155H172ZM176 154V155H175ZM188 154V155H187ZM199 154V155H198ZM227 154H228V156H227ZM3 155V156H2ZM7 155V156H6ZM119 155H124V156H122L124 159H122L123 160V162H122V160L118 157ZM130 155H133L132 157L130 156ZM135 155V156H134ZM176 156V158L174 159L172 156ZM185 155H187V156H185ZM210 155H211V157H210ZM233 155H237V156H235V158H234V156ZM257 155V156H256ZM10 156V157H9ZM18 156H20V157H18ZM115 156H117V158L115 157ZM127 156H128V158H127ZM141 156H142V158H143V161L141 162L139 159H142L141 158ZM158 156V157H157ZM159 156H160V158H159ZM163 156V157H162ZM179 156L181 157V158H179ZM190 156V157H189ZM203 157V159H202V157ZM224 158H223V157ZM229 156H230V158H231V161H230V158H229ZM239 156V157H238ZM8 157V158H7ZM12 157V158H11ZM15 159H14V158ZM134 157V158H133ZM140 157V158H139ZM182 157H184V158H182ZM201 157V158H200ZM207 157V158H206ZM221 157V158H220ZM227 157V158H226ZM3 158V159H2ZM21 158V159H20ZM127 158V159H126ZM190 158V159H189ZM236 158H238V159H236ZM11 159V160H10ZM23 159V160H22ZM110 159V162L108 161ZM121 161H120V160ZM126 159V161H124ZM132 159V160H131ZM177 159V160H176ZM180 159V160H179ZM182 159H183V162H182ZM188 159V160H187ZM208 159V161H206ZM209 159H211V160H209ZM214 159V160H213ZM216 159L218 160V161H216ZM4 160V161H3ZM16 160V161H15ZM22 160V161H21ZM96 162H95V161ZM97 160H100V162L98 161L97 162ZM128 160L129 161H131L130 163L128 162ZM139 160V161H138ZM144 160H145V162H147V163H145L144 162ZM156 160H158V161H156ZM161 160H162V162H161ZM176 160V161H175ZM187 161V164H186V161ZM199 160H200V162H199ZM227 160V161H226ZM247 160V161H246ZM7 161H8V163H7ZM101 161H103V162H101ZM156 161V162H155ZM174 161V162H173ZM185 161V162H184ZM189 161V162H188ZM204 163H203V162ZM220 161V162H219ZM222 161H223V163H222ZM14 162V163H13ZM20 162H22V163H20ZM93 162V163H92ZM95 162V163H94ZM107 162H108V164H107ZM122 162V163H121ZM128 162V163H127ZM137 162H139V164H137ZM141 162V163H140ZM164 162V163H163ZM179 162V163H178ZM180 162H182V163H180ZM205 162L206 163H208V164H205ZM217 162V163H216ZM241 162V163H240ZM244 162V163H243ZM10 163H11V165H10ZM99 163V164H98ZM106 163V164H105ZM110 163V164H109ZM111 163L113 164V165H116V166H114V168H113V166H112V168L111 167H109L110 165H111ZM124 163H126L127 165H125ZM145 163V164H144ZM166 163H169V164H166ZM178 163V164H177ZM202 163V164H201ZM214 163V164H213ZM219 163H221V165L219 164ZM238 163H239V165H238ZM246 163V164H245ZM18 166H17V165ZM136 164H137V166H140V168L139 167H137L136 166ZM157 164V165H156ZM161 164V165H160ZM165 165V167H164V165ZM177 164V165H176ZM182 164V165H181ZM189 164H190V166H189ZM205 164V165H204ZM212 164V165H211ZM216 164V165H215ZM235 164V165H234ZM243 164V166L242 167H240L241 165ZM250 164H253V165H251L250 166ZM10 165V166H9ZM14 165V166H13ZM20 165V166H19ZM125 165V166H124ZM132 165H133V167H132ZM144 165V166H143ZM163 165V166H162ZM166 165H167V167H166ZM181 165V166H180ZM191 165H192V167H191ZM203 165H204V168L206 169H204L203 168ZM225 165H227V166H225ZM244 165H245V167H244ZM247 165V166H246ZM2 166V167H1ZM13 166V167H12ZM18 168H17V167ZM22 166L24 167V168H22ZM107 166V167H106ZM131 166V167H130ZM143 167V169H142V167ZM147 166H151V167H147ZM169 166V167H168ZM173 168V170H172V168ZM174 166V167H173ZM175 166H177V168L175 167ZM184 166H186V167H184ZM187 166H189V167H187ZM202 166V168H200ZM206 166V167H205ZM208 166V167H207ZM214 166V167H213ZM218 166V167H217ZM263 166V167H262ZM11 167V168H10ZM14 167H16V168H14ZM118 167H119V172H121V173H123V175L121 174V173H119L117 170H118ZM136 167V173L137 174H135V172H133V169ZM164 167V168H163ZM182 167H184V168H182ZM228 167H230V169L228 168ZM237 167H239V169L237 168ZM14 168V169H13ZM147 168V169H146ZM151 168V169H150ZM161 168V169H160ZM167 168V169H166ZM188 168V169H187ZM192 168H196V169H192ZM222 168V169H221ZM235 168V169H234ZM243 168V169H242ZM252 168H253V170H252ZM262 168V171L260 170ZM3 169H5V170H3ZM7 169V170H6ZM13 169V170H12ZM110 169V170H109ZM117 171V173H116V171ZM121 169V170H120ZM143 171L142 173H141V171ZM149 169V170H148ZM163 169H165V171L163 170ZM169 169V170H168ZM176 169V170H175ZM179 169H184L183 171L181 170V173L183 174V175H185L184 173H185V171H186V174L187 175H185V176H180L181 174H180V170ZM190 169V170H189ZM234 171H233V170ZM236 169L238 170L237 172H235L236 171ZM112 170V171H111ZM129 170H131L130 172L132 173H130L129 172ZM148 170V171H147ZM150 170H152V171H150ZM173 172H172V171ZM188 170V171H187ZM203 170H204V172H203ZM228 170V171H227ZM243 170V171H242ZM107 171V172H106ZM110 171V172H109ZM114 171V172H113ZM134 171H135V169H134ZM139 171V172H138ZM170 171H171V173H170ZM227 171V172H226ZM258 171V172H257ZM112 172V173H111ZM151 172V173H150ZM165 172V173H164ZM189 172V173H188ZM191 172H192V174H191ZM216 172V173H215ZM220 172H222V175H221V173ZM239 172V173H238ZM241 172V173H240ZM242 172H244V173H242ZM246 172V173H245ZM258 174H257V173ZM259 172H262V173H259ZM119 173V174H118ZM133 173H134V175H133ZM194 173V174H193ZM197 173V174H196ZM233 173H236V174H234L233 175ZM239 175H238V174ZM255 173V174H254ZM113 174H115V175H113ZM116 174H118V175H121L122 177H120V176H118V175H116ZM125 174V175H124ZM133 175V177H132V179L133 180H135V178H137V180H139L141 177V179H140V181H142V185H136L134 182L135 181H133L132 179H131V175ZM141 175V176H139V175ZM179 174V175H178ZM196 174V175H195ZM219 174V175H218ZM227 174H231V178H230V175L229 176H226ZM241 174H242V176H241ZM130 175V176H129ZM143 175V176H142ZM215 175V176H214ZM218 175V176H217ZM232 175H233V177H232ZM253 175H255V176H253ZM110 176H112V177H110ZM115 176H116V178H115ZM124 176V177H123ZM135 176V177H134ZM155 176H157L156 174H155ZM236 176H237V178H236ZM239 176H241V177H239ZM251 176L253 177V178H251ZM200 177V178H199ZM214 177V178H213ZM220 177V178H219ZM222 177H224L225 178V181L227 182L228 180L229 181H231V182H222L223 181V179H222ZM227 177L229 178V179H227ZM235 177V178H234ZM238 177H239V179H238ZM245 177V178H244ZM259 177V178H258ZM119 178H120V180H119ZM123 178V179H122ZM125 178V179H124ZM194 178V179H193ZM197 178H199L200 179V181H199V179H197ZM221 179L220 181H219V179ZM243 178V179H242ZM249 178V179H248ZM143 179V180H142ZM212 179H213V181H212ZM231 179H234V182H232L233 180H231ZM236 179V180H235ZM238 179V180H237ZM248 179V180H247ZM117 180V181H116ZM123 180V181H122ZM136 180V181H137ZM241 180V181H240ZM247 180V181H246ZM112 181H113V183H112ZM119 181V182H118ZM126 181V182H125ZM202 181V182H201ZM243 181H245L244 183H243ZM111 182V183H110ZM201 182V183H200ZM242 182V183H241ZM100 185H99V184ZM106 183H108V184H106ZM127 185H126V184ZM130 183V184H129ZM202 183H204V185L206 184V183H208V186L206 185L205 187H203L202 186ZM223 183V184H222ZM238 183H239V185H238ZM110 184H112V185H110ZM201 184V185H200ZM224 184H225V186H224ZM233 184V185H232ZM255 184V185H254ZM26 185V186H25ZM109 185V186H108ZM116 187H115V186ZM122 185V186H121ZM129 185H132V187L131 186H129ZM197 185V186H196ZM198 185H200L201 187H199ZM115 188H114V187ZM119 186V187H118ZM123 186H127V188L126 187H123ZM129 186V187H128ZM185 186V187H184ZM251 186V187H250ZM27 187V188H26ZM101 187V188H100ZM108 187V188H107ZM112 188V191L113 190H115L116 192H113L112 193V191H111V189H109V188ZM176 188H179L180 190H181V192L182 191H184V189L185 188H187V186L185 185V183L184 184H182V183H180L178 186L176 185L175 186ZM181 187V188H180ZM197 187H198V189H197ZM208 187V188H207ZM210 187V188H211ZM224 188V189H222V188ZM120 188V189H119ZM132 188V189H131ZM246 188V189H245ZM29 189V190H28ZM106 189H108V190H110V192L109 191H107L106 192ZM119 189V190H118ZM123 189V190H122ZM178 189V190H179ZM245 189V190H244ZM118 190V191H117ZM195 190V189H194ZM203 190L201 191V190H199V191H196V192H194V193H197V194H195L196 195V197L198 198V196H199V194H200V192H203ZM27 191V192H26ZM93 191H95L94 193H92ZM131 191V192H130ZM263 192H264V190H262ZM34 192V193H33ZM119 192V193H118ZM121 192H122V194H121ZM133 192V193H132ZM137 192V193H136ZM199 192V193H198ZM206 192V193H205ZM210 192H211V194H210ZM216 192H214V193H216ZM27 193V194H26ZM107 193V194H106ZM109 193V194H108ZM128 193V194H127ZM142 193V194H141ZM213 193V194H214ZM36 195V197H35V195ZM97 194H95V195H97ZM99 194V195H100ZM112 194V195H111ZM134 194V195H133ZM138 194V195H137ZM202 194V193H201ZM203 194V195H204ZM133 195V196H132ZM203 195H201L202 197H205V196H203ZM208 195V196H209ZM30 196V197H29ZM33 196V197H32ZM40 196V197H39ZM85 196V197H84ZM117 196V197H116ZM132 196V197H131ZM84 197V198H83ZM100 197V198H99ZM108 199H106V198ZM129 197V198H128ZM206 197H207V194H206ZM33 198H35V199H33ZM37 198V199H36ZM39 198V199H38ZM80 198V199H79ZM96 198V197H95ZM131 198V199H130ZM199 198H201V197H199ZM133 199V200H132ZM134 199H136V200H134ZM171 199V198H170ZM169 199V200H170ZM20 200V201H19ZM98 200H100V201H98ZM105 200V201H104ZM126 200H129L130 202L129 203H127V201ZM35 201V202H34ZM90 203H89V202ZM97 203H96V202ZM172 201V199L170 200V202ZM98 202H99V204H98ZM131 202H132V204H131ZM42 203V204H41ZM87 203H88V205H87ZM125 203V204H124ZM174 203V202H173ZM102 204V206H100ZM134 204V205H133ZM171 204H172V202H171ZM175 205L177 204V202H175L174 203ZM85 205H87V206H85ZM90 205V206H89ZM95 205H96V207H95ZM107 205V206H106ZM119 205V206H118ZM178 205V204H177ZM175 206V208H174V210L175 209H177V208H179L180 206L178 205V206ZM55 206H56V208H55ZM73 208H72V207ZM44 207V208H43ZM62 207V208H61ZM64 207V208H63ZM75 207V208H74ZM76 207H78L77 209H76ZM80 207V208H79ZM137 207H139V208H137ZM91 208V209H90ZM101 208V209H100ZM122 208V209H121ZM27 209V210H26ZM78 210V209H81V210H79V211H76V210ZM98 210V211H97ZM27 211V214L25 213V212ZM31 213H30V212ZM83 211V212H82ZM23 212V213H22ZM75 212H77V214L75 213ZM79 212H81V213H79ZM176 212V211H175ZM72 213H74V214H72ZM95 213H97V214H95ZM28 214H31V215H28ZM35 214H37V215H35ZM100 215V216H99ZM35 216V217H34ZM37 216H39V219H38V217ZM73 216V217H72ZM42 217V218H41ZM85 217V218H84ZM87 217V218H86ZM89 217V218H88ZM215 217V216H214ZM214 217H212L211 219H209L210 221H208V220H205V219H203V220H200L199 221V224H198V226H199V228H197L195 231H194V237H193V239L192 240H190L191 238H190V236H189V234H184V238L185 239H187L188 237H189V239H187L186 240V243H187V245H188V247H189V245H190V249H194L195 247H196V245L200 242L199 240L201 239V240H203L204 239V241L206 240H209V239H211V237H212V233H213V231L212 230H210V228H211V226L213 225V223L215 222L214 221ZM82 218V219H81ZM94 220H93V219ZM32 219H36V220H38V221H34V220H32ZM41 219V220H40ZM79 219H80V221L81 222H85L84 224H82L80 221H79ZM90 219H91V221H90ZM66 220V221H65ZM85 220V221H84ZM123 220V219H122ZM69 221V222H68ZM10 222V223H9ZM36 222V223H35ZM75 222V223H74ZM77 222L79 223V224H77ZM92 222V223H91ZM204 222V223H203ZM46 223V224H45ZM91 223V224H90ZM115 223H118V220H117V222H115L114 221V224ZM201 223V224H200ZM68 224V225H67ZM114 224H113V226H114ZM120 224V223H119ZM119 224H115V225H117V226H114V227H116L117 229L119 228L118 227V225ZM203 224V225H202ZM2 225V226H1ZM4 225V226H3ZM80 225V226H79ZM10 226V227H9ZM12 226V227H11ZM39 226H40V228H39ZM67 226V227H66ZM81 226L83 227V229H80L81 228ZM205 226V227H204ZM78 227H79V229H78ZM10 228V229H9ZM12 228V229H11ZM64 228L66 229V231L64 230ZM77 228V229H76ZM85 228V229H84ZM20 231H18V230ZM32 229V230H31ZM40 229V230H39ZM48 229V230H47ZM102 229V230H101ZM29 230V231H28ZM37 230V231H36ZM50 230H51V232H50ZM70 230V231H69ZM73 230V231H72ZM77 230H79V231H77ZM83 230V231H82ZM84 230H85V232H84ZM205 230V231H204ZM35 231H36V233H35ZM25 232V233H24ZM30 232V233H29ZM41 234H40V233ZM46 232H47V234H46ZM57 232H58V234H57ZM64 232V233H63ZM69 232V233H68ZM76 232V233H75ZM78 232V233H77ZM82 233V235H80V233ZM87 233V234H86ZM34 234V235H33ZM57 234V235H56ZM65 234V235H64ZM67 234H70V235H68V237L66 236ZM72 234H74V235H72ZM84 234V235H83ZM196 234V235H195ZM200 236L199 238H197V236L198 235ZM47 235V236H46ZM79 235V236H78ZM188 235V236H187ZM51 236V237H50ZM61 236H62V238H61ZM196 236V237H195ZM70 237H72L71 239H70ZM79 237V238H78ZM35 238V239H34ZM45 238V239H44ZM47 238V239H46ZM64 238H65V240H64ZM67 238V239H66ZM196 238V239H195ZM207 238V239H206ZM49 239V240H48ZM58 239V240H57ZM79 239V240H78ZM118 239V238H117ZM116 239V240H117ZM120 239V238H119ZM140 239H142V238H140ZM41 240V241H40ZM67 240V241H66ZM69 240H70V242H69ZM115 240V241H116ZM188 240H190V241H188ZM194 240V241H193ZM195 240H197V241H195ZM50 241V242H49ZM51 241H52V243H51ZM74 241V242H73ZM199 241V242H198ZM76 242H78L77 243V245H79V247H80V244H83L84 245V247H81V248H79V250H78V246L76 245ZM49 243H50V245H49ZM65 243V244H64ZM67 243V244H66ZM80 243V244H79ZM59 244V245H58ZM64 244V245H63ZM74 244V245H73ZM108 244V245H107ZM45 247H44V246ZM53 245V246H52ZM71 247H69V246ZM82 245V246H83ZM195 245V246H194ZM50 246H52L51 248H50ZM75 246H77V247H75ZM114 246H116V245H114ZM54 247V248H53ZM74 247V248H73ZM35 248H38L37 250L35 249ZM42 248H44V250L42 251L41 249ZM46 248H47V250H46ZM56 248V249H55ZM62 248V249H61ZM64 248V249H63ZM69 248V249H68ZM115 248H117V246L115 247ZM49 249V250H48ZM59 249H60V251H59ZM68 249V250H67ZM72 249V250H71ZM77 249V250H76ZM80 249H81V252H80ZM185 249V248H184ZM53 250V251H52ZM63 250V251H62ZM83 250V251H82ZM86 250H88V251H90V250H92L91 251V253L92 254H90V252H88V251H86ZM39 251V252H38ZM46 251H48V252H45ZM70 251V252H69ZM85 251V252H84ZM114 251V250H113ZM42 252V253H41ZM78 252V253H77ZM84 252V253H83ZM43 253H45L46 254V256H45V254H43ZM49 253V254H48ZM56 253V254H55ZM58 253V254H57ZM64 253V254H63ZM82 254V255H80V254ZM87 253H89V254H87ZM114 253H116L115 251H114ZM185 253V252H184ZM34 254V255H33ZM37 254H38V257H37ZM42 254V255H41ZM55 254V255H54ZM69 254V255H68ZM71 254H73V255H71ZM77 254V255H76ZM78 254H79V256H78ZM100 254V255H99ZM181 254H183V253H180L179 255V257L178 258H181V257H183V255H181ZM8 255V256H7ZM32 255H33V257H32ZM53 255V256H52ZM57 255V257H55ZM162 255V254H161ZM4 256V257H3ZM41 256V257H40ZM43 256V257H42ZM35 257H37L38 259H36ZM42 258V259H44V257H46L45 259H47V260H42V259H40V258ZM50 257V258H49ZM54 258V260H52L53 258ZM77 257H76V259H77ZM82 257V260H81V262H80V260H76L75 259V262L74 261H72V259H67V264H68V261H70V262H73L74 264H85V262H84V260H85V258H83ZM34 258V259H33ZM136 257H134V260L135 261H137L136 263H140V262H138L139 260H141V258L138 260H136L135 259ZM36 259V260H35ZM51 259V260H50ZM56 259V260H55ZM61 259V260H60ZM99 259H102V261H100ZM142 259H144V263H146L147 264V262L146 261H148V264L150 263V264H163V263H161L160 261H156V262H154V263H151L152 262V259L150 258V256H144V258H142ZM210 259H212V258H209V260ZM222 259V258H221ZM10 260V261H9ZM87 260H85L86 261V264L87 263H90V261L88 262ZM96 260V261H95ZM97 260H99V261H97ZM134 260H132V262L134 261ZM173 260V258H170V261H172ZM215 260V262L212 260V262L210 263V264H222V261L220 260V259H214ZM8 261V262H7ZM36 261V262H35ZM38 261V262H37ZM51 261H52V263H51ZM135 261L133 262V264H135ZM42 262V263H41ZM44 262H46V263H44ZM50 262V263H49ZM69 262V264H72V263H70ZM107 262V263H106ZM203 262L204 263H206V261L203 259L202 260V262H201V264H203ZM141 263H143V260H141ZM140 263V264H141ZM168 263H172V262H169L168 261Z\"/></svg>",
    "mask_w": 264,
    "mask_h": 264
}]
</instances>
